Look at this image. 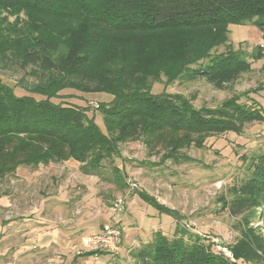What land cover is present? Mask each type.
Here are the masks:
<instances>
[{"label":"trees","instance_id":"1","mask_svg":"<svg viewBox=\"0 0 264 264\" xmlns=\"http://www.w3.org/2000/svg\"><path fill=\"white\" fill-rule=\"evenodd\" d=\"M247 23L264 40V0H0V70L19 71V87L43 98L17 97L0 81V180L20 166L73 160L85 175L124 183L110 165L122 144L140 142L147 153L177 164L183 149L240 135L251 123L264 125V109L249 97L257 90L213 109L148 92V79L165 71L201 78L216 89L247 73L242 51L209 55L226 44L229 25ZM181 32L198 34L176 45L160 43ZM263 53L259 45L250 57L258 61ZM64 90L112 97L97 107L103 131L86 110L50 102ZM241 161L248 170L243 190L255 195L257 207L264 201V149ZM136 195L179 218L145 192ZM227 253L177 227L170 239L155 232L130 257L133 264H264V239L241 229Z\"/></svg>","mask_w":264,"mask_h":264},{"label":"rangeland","instance_id":"2","mask_svg":"<svg viewBox=\"0 0 264 264\" xmlns=\"http://www.w3.org/2000/svg\"><path fill=\"white\" fill-rule=\"evenodd\" d=\"M227 31L226 44L212 48L209 55L227 53L229 49L242 51L250 63L247 73L216 89L201 78L192 80L183 72L165 71L148 79V92L179 95L196 108L213 109L257 90L249 97L264 109V56L258 61L250 57L256 47L263 48L264 40L251 23L229 25ZM197 34L164 35L160 43L176 45L180 39ZM20 76L19 71L0 70V81L15 96L42 100L19 87ZM111 100L106 94L64 90L50 102L86 110L103 131L97 107ZM240 102L246 103L244 98ZM262 149L264 125L251 123L240 135L228 133L208 139L204 148L181 150L182 160L177 164L162 161L161 154L147 153L140 142L122 144L119 156L110 165L120 171L124 183L85 175L73 160L20 166L0 180V264H79L82 257L77 252L82 239L104 225L114 224L111 207L117 199L125 202L118 218L123 231L120 252L113 259L101 255L95 264H133L131 252L149 244L155 232L172 238L177 227L202 237L225 255L241 229L264 239V201L256 207L255 195L249 197L243 190L248 170L241 161L242 156L250 157ZM105 170L112 173L109 164ZM137 191L153 197L179 218L160 213L139 198ZM88 264L94 261L90 259Z\"/></svg>","mask_w":264,"mask_h":264},{"label":"built area","instance_id":"3","mask_svg":"<svg viewBox=\"0 0 264 264\" xmlns=\"http://www.w3.org/2000/svg\"><path fill=\"white\" fill-rule=\"evenodd\" d=\"M124 205L125 202L122 199H117L113 203L111 213L114 224L104 225L97 233L85 236L81 241L78 255L85 252H94L93 258L97 259V253H106L113 259L119 254L123 231L118 226V218L124 209Z\"/></svg>","mask_w":264,"mask_h":264},{"label":"crops","instance_id":"4","mask_svg":"<svg viewBox=\"0 0 264 264\" xmlns=\"http://www.w3.org/2000/svg\"><path fill=\"white\" fill-rule=\"evenodd\" d=\"M90 259L94 261V264H95L98 260H100V259H98V258H97V259H98V260H97V259H94V258H91V257H85V258H80V259H79V261H80L79 264H86V263L88 264V260H90ZM96 260H97V261H96Z\"/></svg>","mask_w":264,"mask_h":264}]
</instances>
